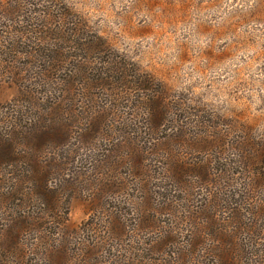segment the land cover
<instances>
[{
    "label": "rangeland",
    "instance_id": "374dc122",
    "mask_svg": "<svg viewBox=\"0 0 264 264\" xmlns=\"http://www.w3.org/2000/svg\"><path fill=\"white\" fill-rule=\"evenodd\" d=\"M8 135L0 264H264V0H0Z\"/></svg>",
    "mask_w": 264,
    "mask_h": 264
},
{
    "label": "trees",
    "instance_id": "16d2710c",
    "mask_svg": "<svg viewBox=\"0 0 264 264\" xmlns=\"http://www.w3.org/2000/svg\"><path fill=\"white\" fill-rule=\"evenodd\" d=\"M52 35V37H55V39H56V37H57V35L58 34H51ZM50 35V36H51ZM47 40V39H46ZM145 89V88H144ZM14 140L15 139H13L12 137H11V135H8V136H4L3 138H1V140H0V166H2L3 165V167H2V169H8V168H12L13 167V165H17L16 163H14V161L12 160V158H13V156L15 155V151H14V148H15V144H13L14 143ZM8 156H7V155ZM33 167V166H32ZM13 168H16V167H13ZM4 169V170H5ZM33 171H36L34 168H33ZM0 172H2V171H0ZM13 175H16V177H14V178H12L11 179V181H10V185L12 186V185H14L17 181H24L23 180V177H25L26 175H27V172H26V174L25 175H23L24 174V172L20 169V168H17L13 173H12ZM4 176H7V173L5 172V174H4ZM10 191H15V192H18V193H20V194H22V196H27L25 193L26 192H24V189L21 191V190H19V189H15V188H13V187H11L10 188ZM3 194L5 195V196H8L5 192H3ZM10 196H12L11 198L12 199H14L15 197H17V196H13V195H11L10 194ZM7 199H9V198H7ZM6 199V200H7ZM14 223H16L15 221H13V224L12 223H10V224H12L13 226H15V224ZM27 223V222H26Z\"/></svg>",
    "mask_w": 264,
    "mask_h": 264
}]
</instances>
